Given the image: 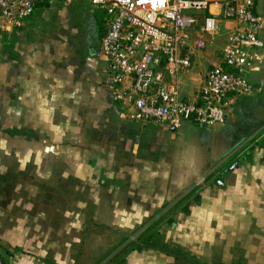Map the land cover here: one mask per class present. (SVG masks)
Masks as SVG:
<instances>
[{
    "label": "crops",
    "instance_id": "0c3cea01",
    "mask_svg": "<svg viewBox=\"0 0 264 264\" xmlns=\"http://www.w3.org/2000/svg\"><path fill=\"white\" fill-rule=\"evenodd\" d=\"M204 1L201 13L221 15L224 0ZM253 11L264 21V0ZM202 17L188 32L192 66L177 78L180 98L191 103L223 65L237 26L220 21L210 37ZM103 27L88 0H51L21 27L0 30L4 264L85 261L81 247L96 223L76 221L73 206L60 227L50 223L59 212L52 201L79 192L94 213L110 215L106 227L130 238L154 226L157 244L172 252L150 246L125 264H264V28L262 59L246 75L251 93L232 101L222 124L176 129L132 120L128 102L115 100L100 54ZM201 39L206 47L197 50Z\"/></svg>",
    "mask_w": 264,
    "mask_h": 264
},
{
    "label": "built area",
    "instance_id": "2783aa9c",
    "mask_svg": "<svg viewBox=\"0 0 264 264\" xmlns=\"http://www.w3.org/2000/svg\"><path fill=\"white\" fill-rule=\"evenodd\" d=\"M51 0H0V30L18 28L39 5ZM103 14L100 54L108 62L115 100L127 101L129 117L140 123H165L178 129L193 121L205 127L222 124L233 100L247 96L246 75L262 59L259 39L264 21L253 11L258 0H224L220 16L201 13L204 0H88ZM203 14L202 32L214 37L220 21H234L222 51L223 65L206 76L199 101L180 98L178 76L192 66L188 32ZM204 40L195 42L203 50ZM0 264H4L0 257Z\"/></svg>",
    "mask_w": 264,
    "mask_h": 264
},
{
    "label": "rangeland",
    "instance_id": "374dc122",
    "mask_svg": "<svg viewBox=\"0 0 264 264\" xmlns=\"http://www.w3.org/2000/svg\"><path fill=\"white\" fill-rule=\"evenodd\" d=\"M85 32H87V29ZM88 34L89 30L87 32V36ZM55 200L52 202L53 204H56L55 208H57L59 212L54 214L55 218L53 222H50L52 228H56L57 226L60 227L62 225V213L67 210V206H69L70 209L73 206L75 212L81 211V214L79 215L80 217H77L78 215L76 213V221H83V219H86V222L93 220L94 223H96L95 225H91L90 230L86 233V245L83 246L84 248L81 247L82 250L84 249L86 254L85 261L83 260L82 262H78L76 264H107L108 259L111 258L110 254L116 250L118 245H121L122 242L127 239L124 238L125 231H114V228L106 227L102 224L109 221L108 219L110 218V215H108V213H94L93 208L89 205L90 200L83 197L80 192L75 198L69 199V201L61 198ZM42 201H44V199ZM135 239H137V234L135 235L133 233L130 240ZM180 264L184 263L181 262Z\"/></svg>",
    "mask_w": 264,
    "mask_h": 264
},
{
    "label": "trees",
    "instance_id": "16d2710c",
    "mask_svg": "<svg viewBox=\"0 0 264 264\" xmlns=\"http://www.w3.org/2000/svg\"><path fill=\"white\" fill-rule=\"evenodd\" d=\"M140 231L141 228H138L135 231V235L138 234L137 239L130 240V238H127L122 242L121 245H118L116 250L110 254L111 258L108 259L107 264H125L127 256L132 251H143L149 248L150 246H155L159 250L166 251L167 253H172L169 249L163 246H159V244H157L159 236L154 226H150L143 232L139 233Z\"/></svg>",
    "mask_w": 264,
    "mask_h": 264
}]
</instances>
